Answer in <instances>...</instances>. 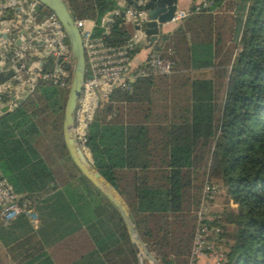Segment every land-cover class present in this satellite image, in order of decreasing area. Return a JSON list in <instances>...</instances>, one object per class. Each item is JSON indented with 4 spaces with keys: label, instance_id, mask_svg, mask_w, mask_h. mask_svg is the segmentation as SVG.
Segmentation results:
<instances>
[{
    "label": "trees",
    "instance_id": "16d2710c",
    "mask_svg": "<svg viewBox=\"0 0 264 264\" xmlns=\"http://www.w3.org/2000/svg\"><path fill=\"white\" fill-rule=\"evenodd\" d=\"M61 1L73 20L98 22L118 9L114 0ZM208 1L206 10L150 40V51L171 60V74L113 89L88 126L86 147L158 264H186L205 178L218 181L234 205L209 223L226 264H264V0ZM131 35V25L111 17L109 46H125ZM138 50L127 51L130 59ZM145 61L131 71L145 69ZM60 69L36 80L26 100L0 117V172L38 219L34 227L24 217L0 227V260L137 264L116 210L64 147L70 62ZM41 73H53L52 57Z\"/></svg>",
    "mask_w": 264,
    "mask_h": 264
},
{
    "label": "built area",
    "instance_id": "2783aa9c",
    "mask_svg": "<svg viewBox=\"0 0 264 264\" xmlns=\"http://www.w3.org/2000/svg\"><path fill=\"white\" fill-rule=\"evenodd\" d=\"M210 4V1L204 0L194 5L188 12L175 11L169 22L180 23L187 17L206 10ZM34 5L35 1L33 0H15L17 12L27 17ZM109 15L111 17L119 16L123 23L138 24L139 29L136 32L138 35L145 36L142 28L147 18L142 0H138L136 6L115 9L103 15L98 22L87 19L73 20L74 26L79 31L85 71L73 112L72 133L78 147L86 156H89L86 147L88 126L96 109L99 105L107 102L113 89L129 91L131 83L136 78L148 75L168 76L171 74L173 66L168 57L151 51L146 56L145 69L131 71V59L127 51L136 43L130 39L125 46L112 47L107 44L105 36L108 34V27L111 22ZM16 18L18 17L16 16ZM26 25L25 27L34 30L30 39L43 41V53L48 54L53 59L59 58L61 64L70 62L69 49L64 44V34L59 29L57 20L52 14H47L37 25H31L30 21ZM95 29L99 30L97 35L94 34ZM14 39H8L6 44L10 45ZM15 57L17 62L15 78L19 80L21 85H26V90L31 91L38 79L55 78L58 75L55 70L49 75L42 74L39 69L30 71L26 63V45L19 46L15 52ZM28 73L34 75L35 79H24L23 77ZM60 86L64 87V83H61ZM217 194V186L205 178L200 189L197 207L193 211L194 228L186 264H199V260L205 256L211 264H226V256L223 251L215 248L214 242L208 243L206 240L209 234L213 240L216 239L218 233L217 228L209 226V223L216 219V216L211 212V205ZM19 217H24L33 227L38 221L30 201L20 199L0 172V227L15 221Z\"/></svg>",
    "mask_w": 264,
    "mask_h": 264
},
{
    "label": "water",
    "instance_id": "95a60500",
    "mask_svg": "<svg viewBox=\"0 0 264 264\" xmlns=\"http://www.w3.org/2000/svg\"><path fill=\"white\" fill-rule=\"evenodd\" d=\"M35 5L32 7L29 13L30 18H34L40 9H44L52 14L59 25V29L63 32L65 37L64 44L67 45L70 54V65H71V76L70 82L67 89V94L62 110L61 120V134L64 147L66 152L79 171V173L101 193L106 200L114 207L120 220L123 223L126 235L129 239L130 245L135 253L138 264L141 261H145L146 264H158L155 258L149 253L145 244L140 240L132 215L113 187L110 186L93 168L90 156H86L78 147L72 133V119L73 112L76 104L77 97L79 95L80 87L84 78L85 64L83 50L81 46V40L79 31L76 29L73 23V19L69 15L66 6L61 0H33ZM128 5L136 6L138 0H125ZM143 9L146 14V22L143 25V33L145 36H149L150 40L153 41L158 34L159 25L166 24L170 21L173 13L176 11V0H142ZM11 6H15V0H10ZM17 12V7L14 8ZM27 16L21 15V21L19 24H15L11 21L9 24L0 25V89L4 90L3 96L7 98L4 103L0 104V117L9 114L14 108L20 106L26 98L29 96V90H22L19 80L15 78V70L17 68V62L15 52L21 44H27V46H39L42 48V40H30L29 38L34 33L30 27H23L24 19ZM111 17V15H109ZM11 25L22 27L18 36H26L25 39H15L12 42V47L7 49L4 45L5 41L8 40V35L2 30H9L10 34H14V29L10 28ZM135 30L139 29L138 24H134ZM30 30L32 32H30ZM28 41V42H27ZM5 50V51H4ZM49 55L42 53L39 55L40 59H46ZM61 63L59 58L53 59V70L57 73H61ZM42 62H39V71L41 72Z\"/></svg>",
    "mask_w": 264,
    "mask_h": 264
},
{
    "label": "crops",
    "instance_id": "0c3cea01",
    "mask_svg": "<svg viewBox=\"0 0 264 264\" xmlns=\"http://www.w3.org/2000/svg\"><path fill=\"white\" fill-rule=\"evenodd\" d=\"M114 1H115V4H116L118 9H121V8L127 7V6H132V5H128L125 0H114ZM202 1H204V0H176V11L188 12L193 8L194 5H196ZM14 8H15V6H11L10 0H0V16L3 15V12H6L5 15L9 16V17H7V19L1 20L0 25L9 24L11 21H13L15 24L20 23L22 13L16 12L14 10ZM43 11H46V10L40 9V11L37 14H35L34 18H30L28 16L26 18V20L24 19L23 27L27 26L26 24L28 23V21H30L31 25L39 24V22L42 21L47 16V14H43ZM210 14L213 15V13H210ZM16 16L18 18H16ZM186 19L180 23L168 22L166 24L159 25L158 34L155 37L154 41H156L158 39L160 34H163V35L170 34L178 25L185 24ZM129 25H131V30H132L131 40L133 39L134 43H136L135 45L139 46V50L134 55V57L139 56V54L141 55V57L138 58L137 61H134L133 60L134 57H133L131 59V64H132V66H138L139 63H141L145 59L147 54L149 52H151L150 51L151 50L150 49V37L149 36H141V34L138 35L136 30L133 28V25L132 24H129ZM10 28L14 29V34H10L9 30H7V31L2 30L1 31V32H4L8 35V39H11V38L16 39L17 38L21 41V40L26 38V36H21V35L18 36L17 35V33H19L20 30L22 29V27H17L16 25H11ZM30 32H32V31L30 30ZM26 39L28 41L32 40L29 38V36ZM33 40H35V39H33ZM38 40L39 39H36L35 41H38ZM6 43H8V41H5L4 45ZM23 45H26V63L28 64L30 71H32L33 69L38 70L39 69V62H43V59L39 58V55H41L43 53L42 48H40L37 45L30 47V46H27V44H21L20 46H23ZM5 46L7 47V49H10L12 47V43L10 45L6 44ZM0 57H2V53H0ZM1 63H2V61H0V64ZM23 78L24 79L33 78V80L35 79L34 75H32L30 73L25 75ZM20 86L22 87V90L26 89V85L23 86L20 84ZM0 91H1L0 96H3L4 90H0ZM3 97H5V96H3ZM6 100H7V98H6ZM1 103H4V102H0V104ZM228 203H229V207H230L231 203L230 202H228ZM213 206L215 207V202L213 203ZM233 208H234V206H233ZM211 212L213 213V215L219 214V211H217V210H211ZM206 240L208 243H212V236L209 234L207 236ZM199 264H211V262L205 256L199 260Z\"/></svg>",
    "mask_w": 264,
    "mask_h": 264
},
{
    "label": "rangeland",
    "instance_id": "374dc122",
    "mask_svg": "<svg viewBox=\"0 0 264 264\" xmlns=\"http://www.w3.org/2000/svg\"><path fill=\"white\" fill-rule=\"evenodd\" d=\"M141 55L139 54V56H135L134 57V61H137L138 58H140ZM211 182H214L217 187H218V194L216 195L213 203L215 202V207L213 206V204L211 205V210H217V211H221L225 206H228L229 207V203L227 202V197L225 196L224 194V191L222 190L220 184L218 181L214 180V179H210ZM234 205H230V208H233ZM215 248L219 249V250H222L221 246H215ZM0 264H5L4 261L0 260ZM138 264V262H137ZM141 264H146L145 261H141Z\"/></svg>",
    "mask_w": 264,
    "mask_h": 264
}]
</instances>
